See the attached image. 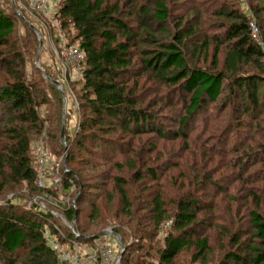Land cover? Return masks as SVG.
Here are the masks:
<instances>
[{"label":"trees","instance_id":"1","mask_svg":"<svg viewBox=\"0 0 264 264\" xmlns=\"http://www.w3.org/2000/svg\"><path fill=\"white\" fill-rule=\"evenodd\" d=\"M247 5L252 16L249 15L250 18L246 13L228 9L235 6L232 4L229 7L224 5V8L221 7L214 13L224 17L228 22L221 24L226 30L225 35L215 39L211 68L202 67L199 61L202 56L206 60L214 38L199 36L202 32L200 20L197 25L192 24V15L190 18L179 16L177 21L171 24V9L166 0H60L53 15V18L59 21L57 28L46 18L35 17L38 22L48 26L50 37L61 47L77 46L84 53L81 78L72 82L68 79L70 77L68 73L64 77L68 84H71L70 81L75 83L74 86L77 83L81 85L80 89L74 91L80 120L74 135L69 137L66 134L69 150L64 158L66 168L63 164L61 167L63 177L61 189L64 194L69 195L72 205L56 204L62 209L66 220L75 222V230L79 232L75 235L61 216L51 212L52 208L49 205L44 208L28 205L31 197L35 195L58 196L55 188L40 187L37 184V155L35 150L32 155L31 134L43 133L46 129L45 122L59 126L63 96L41 70L42 75H37L34 79L26 77L22 48L27 42L36 44L33 28L26 24V34L19 37L13 17L4 11L0 0V75H7L0 84V196L8 191L18 190L22 182L32 187L24 202L12 200L0 205L2 264L7 262L59 264V255L51 243H48L46 234L54 237L66 251L72 249L75 243L91 250L95 249L98 241L108 236L95 238L94 235L99 229L86 235L81 226L82 211L74 204L82 203L87 189H100L105 180H114L118 193L130 208L124 177L111 176L110 171L105 169L97 172L100 163L90 159L86 162L90 166L89 171L93 173L86 175L77 172L68 165L69 162H76V155L69 153L71 150H85L90 157L96 153L92 148L103 149L107 145L110 148L116 146L121 154L128 150L133 152L129 148L131 138L135 139L144 133H154L165 140L173 141L178 138L187 140L186 127L199 112L210 103L217 104L223 100L222 106L220 104L221 112L230 105L238 119L246 114L251 117L252 122L258 121V124L255 123L256 131L258 135H262V140L257 141L259 153L245 151L241 156L247 159L249 157L252 159L255 155L264 156V118L260 119L262 114L260 110L264 108V94L260 97L258 86L259 82H264V0H257L256 3L248 0ZM128 15L135 16L136 25H129L130 22L124 19V16ZM252 20L259 29L263 46H260L253 36ZM56 29L60 33L55 32ZM142 29L147 30L146 36ZM157 32L161 36H157ZM20 41L23 44L22 48ZM143 43L155 44V48H141ZM3 53H8L9 57L3 56ZM221 53L224 54L223 68L219 69L217 67L221 61L219 57ZM138 54L140 57L136 59ZM246 66H251V71H244L243 68ZM45 74L53 77L52 74L46 72ZM145 75L148 77L142 81ZM150 80L159 83L160 87L169 89L163 90L160 87L156 89L153 85H148ZM225 85L227 93L220 99ZM49 91L54 95L55 103L52 102ZM175 92L184 95L182 98L185 114L179 118L177 132L164 133L159 113L164 108L175 106ZM150 93L156 95L147 100ZM48 104L52 107L45 118L39 109ZM157 105L159 107L155 109ZM228 123L224 124L225 127ZM246 123L245 121L244 124L247 125ZM238 124L243 125L239 122ZM47 133L50 139L57 140L56 135ZM113 133H118V137L110 141L108 136ZM222 133L217 135L218 140ZM224 135L225 133L221 137ZM219 145L221 143H218ZM60 146L62 150L58 151L49 148L56 160L65 150L62 145ZM185 147L189 148V145L185 144ZM200 154L202 165L199 167V163L192 167L194 172L189 176L191 181L188 184H198L196 188L199 190L207 186L217 188L225 176H219L217 179L214 177L216 170L234 165L227 162L224 150L220 149L219 154L214 157L211 149L205 150L203 143L200 144ZM215 158H217L215 170L207 171V163H211ZM237 159L238 157L233 161L236 162ZM127 164L132 169L136 161L130 160ZM113 165L121 167L119 163ZM146 166L144 163L141 168L155 179L156 172L153 167ZM263 171L264 169L261 172ZM135 173L138 180L144 178L142 171L137 170ZM203 184L206 185L205 188L202 187ZM246 192L243 199H251L260 208L264 203L261 194L252 188H247ZM76 194L77 201L73 203ZM234 199L238 200L237 197ZM205 209L207 213H212L214 206L205 205L197 196L190 194H183V197L177 200L173 212L165 207L160 193L153 198L149 210L153 215L151 222L153 228L159 233L160 228L167 222L169 228L166 231L163 248L156 251L158 264H175L180 253L187 249L194 248L192 256L194 263L210 253L209 237L197 236V229L205 225L203 219H199ZM148 215L139 217L135 215V230H132L135 239L126 243L128 247L122 264H128L127 252L131 245L141 238L136 233H144ZM249 215L248 228L238 227L235 232L223 228L224 235L229 236L230 247L225 250L217 264H264V216L256 209L249 210ZM239 216L240 210H237L231 222L236 224ZM92 219L97 220V217L92 216ZM238 221L240 223L241 219ZM97 226L100 227L98 224ZM246 235L249 237L244 238ZM110 237L113 240V236ZM122 237L124 238V235ZM117 245L116 243V248ZM137 246L138 250H142L145 245ZM151 249V246L147 247L145 255H152ZM22 250L25 254L18 262L16 256Z\"/></svg>","mask_w":264,"mask_h":264},{"label":"rangeland","instance_id":"2","mask_svg":"<svg viewBox=\"0 0 264 264\" xmlns=\"http://www.w3.org/2000/svg\"><path fill=\"white\" fill-rule=\"evenodd\" d=\"M166 1L168 2V5L171 9V24L176 22L179 16L190 18L192 15V24L197 25L196 23L200 20V29H202V32L199 34V36L203 38L206 35L214 38L213 42L210 44L211 50L209 51L206 60L204 59V56H202L201 60L199 61V64L206 68L212 67V53L214 51V46L216 45L215 39L218 37L222 38L226 33L225 28L222 27L221 24H226L228 22L224 17L217 16L214 13L217 10H220L221 7L224 8V5L229 7L232 4L235 6H230L228 9L238 10L241 13H246L248 16H251L247 5L248 0ZM252 1L254 3L257 2V0ZM1 2L3 4L4 11L13 17L19 37H22L24 34H26V24H32L39 30V33L43 38V47L41 52L39 50L40 41L34 29L33 31L36 38V44H34V42H27L25 47L22 48L23 44L20 41V46L24 54V73L26 77L28 79H34L37 77V75H42L37 65L39 57V65L41 69L46 73L52 74L55 79H58L63 83V89L66 93L65 114L63 97V109L61 112V122H59V126L53 125L50 122H45V127L47 130L45 129L40 135L34 133L31 134V149L33 155V151L36 145L39 143H42L45 147L56 151L62 150L60 146L62 145L65 150H63L64 152L60 154L58 161L60 160L63 166L66 168V160H64V158L66 152L69 150V146L67 145V139L66 145L63 144L61 140V131L62 127L64 126L65 136L67 134V136L69 135V137H72L77 127V123L80 120L77 99H75L74 91L80 89L81 85H78L77 83V85L74 86L75 83L72 82H76L81 78L82 69L81 67L78 70L73 69L70 65H68V63L65 62L61 54V45H59L57 41L50 37V33L48 32L47 28L48 26L42 22H38V18H35L37 16L30 12L29 8L27 7L26 0H15V2H13V0H1ZM49 3V13L51 16L48 18L52 19V15L58 9L59 0H49ZM124 19L130 22L129 25L137 24L134 15L124 16ZM47 21L50 20L47 19ZM252 22L255 23L254 20H252ZM55 28H57V26H55ZM143 29L142 31L146 36L147 30ZM55 32L60 33L57 29ZM156 34L157 36H161V34L158 32ZM66 38L67 41L70 42L67 36ZM145 47L152 49L155 48V44L143 43L141 48ZM3 56L9 57L8 53H3ZM138 57H140L139 54L136 56V59H138ZM219 57L221 61L217 68L221 69L223 68L222 62L224 54L221 53ZM191 61L194 62V60ZM243 69L244 71H251V66H246ZM67 73L70 76L68 79L72 81H69L71 84H68V81L64 78L66 77L65 75H67ZM4 76L7 75H0V84H2ZM147 77V75L142 77V81H144V79ZM148 85H153V87L156 89H159L160 87L159 83H156L153 80H150ZM258 86L259 95L262 97L264 94V82H259ZM224 87L225 89L220 96V99H222L227 93L226 85ZM160 89L168 90L169 88L162 86ZM49 93L53 100L54 95L50 91ZM155 95V93H150L147 100L150 99V97H154ZM182 95L183 93L175 92V106L164 108L162 112L159 113V119L160 123L164 127V133L167 131H171V133L177 132L179 129V118L185 114V110L183 108L184 95L183 98ZM222 101L223 100L219 101L217 104L210 103L199 112L190 125L186 127V132L188 133L187 140L178 138L173 139V141L166 139V141L154 133H144L139 137H135V139L131 138L129 148H131L133 152L128 150V152L121 154L119 152V148L116 146L110 148L108 145L103 147V149L92 148V150H95L96 153L91 157L85 150L74 149L71 150V152L69 151V153L76 155V162H69L68 165L77 172H83V174L86 175H89L90 173L91 175L93 172L89 171L90 166H88V163L86 162L87 159H90L91 161L94 160L100 163L101 166L97 172L100 173L105 169L110 171L111 176L118 175L124 177L126 181L125 187L131 205L129 208L122 200L121 195L118 193L117 188L115 187L113 179L103 181V185H101L100 189H87L85 200H82V203L80 204H74L75 207L82 211L83 219L81 226L82 229H84V233L89 235L90 232H95L97 229H99V231H96L97 234L103 230L111 229L121 236V239L125 244L130 243V240L134 241L135 239L132 233V230H135V215L136 217H139L140 215L146 216L150 214L146 218L147 226L144 233H136L141 236L140 240L134 242L131 245L130 250L127 252L129 256L128 264H158L156 251L163 248L166 231L169 228L165 225L166 223H164L162 228H160L159 233L158 230L153 228L151 223L153 215L149 211L151 201L160 193L161 201L164 202L165 207L168 210H172L173 212V210L176 208L177 200L179 201L183 197V194H190L197 196L201 203L203 202L205 205L210 204L214 206V211L212 213H207L205 209V211L200 214L199 219H203V223H205V225L197 229V236L206 235L209 237L210 253H208L207 256L202 257L201 260L194 263L192 260L194 248L187 249L180 253L175 264H217L218 260H220L225 253V250H228L230 247L229 236L226 234L224 235L222 231L223 228L232 229L233 232H235L238 227L248 228L250 221L249 210L252 209L259 210V212L264 216V203L259 208L257 203H254L251 199H243L245 194H247L246 189L252 188L257 190L258 193L261 194V198L264 200V171L261 172L264 169V156L256 157L255 155V157L252 159L250 157L247 159L246 157L241 156L242 154L244 155L245 151L250 153L255 151L259 153L257 141L262 140V135H258L256 131L257 127L255 125L258 124V121L252 122L251 117L246 114L241 115L242 118L238 119L237 115H235L234 111H232L230 105L227 106L223 112H221L220 104ZM52 102L55 103V100ZM51 107L52 106L50 104L43 105L39 109V112L41 115H43V117L46 118ZM158 107L159 105L155 106V109ZM260 111L262 112L260 119H263L264 108ZM245 121L247 122V125L244 124ZM238 122L243 123V125L239 126ZM226 123L228 124L225 127L224 124ZM250 123L252 124L250 125ZM230 124L232 125L230 126ZM52 128L55 129L53 130ZM47 132H51V134L56 135L57 140L55 141L50 139V137H48L49 135H47ZM221 132L225 133V135L224 137H221L223 135L222 133L218 140L217 135H219ZM116 136L118 137V133L110 134L108 137L110 138V141H112V139H116ZM201 143L205 144V150L211 149V153H213L214 157L219 154L220 149L224 150V156L226 157L227 162L231 165L233 163L234 165H232L233 167L230 168L216 170L214 177H217L218 179L219 176H225V178H223L222 181L218 183V189L209 188L203 184L202 187L206 188L199 190L196 188L199 186L198 184H188L189 181H191L189 176H191L194 172L192 171V167L199 163V167L202 165L200 162ZM218 143H221V145L218 146ZM185 144H188L189 148H186ZM235 149L238 150L235 151ZM193 151L196 152L194 153ZM137 152L140 153V155ZM204 152L203 154H205ZM99 156L104 158L98 159L97 157ZM237 157V161H233L236 160ZM130 160L136 161V164L132 169L127 164ZM216 161L217 158H215L211 163H207V171L213 172L215 170ZM114 163H119L121 167H115L113 165ZM144 163L147 165L146 167H153L156 172L155 179H153L152 176H150L147 172L143 171L141 167H143ZM217 168L218 167H216V169ZM137 170L142 171L144 174V178L142 180H138V177H136L135 172ZM182 183H184V185H182ZM31 188L32 187L29 184L22 182L19 185L18 190L8 191L6 194L0 196V205L9 203L12 200H15V202H24L25 198H27V193L32 191ZM33 197L37 198V202H42L45 206L49 205L52 208L51 210L57 212L59 215H63V212L62 209L56 205V203L63 206L68 204V206H70V204L72 205L71 199L68 201L67 199L61 200L62 195L60 193H58V196L56 195L55 198H50L46 195H35ZM77 197L78 194L75 195L73 203L77 201ZM234 197H237L238 200H235ZM66 198H68V196ZM237 210H240V216L237 219L236 224H234L233 221L231 222V218L236 215ZM92 216H96L97 220H93ZM239 219H241L240 223L238 221ZM68 222L69 224H73L74 227L75 222ZM97 224L100 225V227H98ZM75 231L77 232V230ZM144 234H146L145 237ZM123 235L124 238L122 237ZM139 235L138 237H140ZM109 237L110 236L106 237L105 239L103 238V241H110L109 239L111 237ZM243 237L247 238L249 235ZM112 239L113 244L117 243L114 237ZM47 240L48 243H51V246L54 248L53 242L56 241L55 238L47 234ZM137 244L145 245L144 249L138 250ZM149 246L152 247V255H145L147 253V247ZM60 248L63 249L61 255H63L64 252L70 253L73 249L72 248L69 251H66L62 245H60ZM116 251L117 254L115 253L116 256L113 257L114 261L120 254L119 245H117ZM24 254V250H22V252L17 255L18 257L16 256L18 262L22 259ZM122 259L119 264H122ZM0 264L2 263L0 262ZM5 264L9 263L7 262Z\"/></svg>","mask_w":264,"mask_h":264},{"label":"built area","instance_id":"3","mask_svg":"<svg viewBox=\"0 0 264 264\" xmlns=\"http://www.w3.org/2000/svg\"><path fill=\"white\" fill-rule=\"evenodd\" d=\"M26 2L30 12L35 14L37 16L36 18L41 17V19H49L51 22H48L52 23L54 26H59V21L54 18H48L51 16V14L49 13V0H26ZM251 27L253 36L257 39V43L260 46H263V41L261 40L258 33V27L255 25V23H252ZM61 54L65 62L68 63V65H70L73 69L78 70L81 67L84 53L79 47L64 45L61 49ZM34 150L37 155V184L40 187H53L57 190V194L60 193L62 195L61 200H70L69 195L64 194L61 189L63 182L61 173L62 162L60 160H56L53 157L50 149L48 147H45L42 143L37 144ZM46 196L50 198L56 197V195L52 196L48 194H46ZM67 196L68 198H66ZM32 198L29 201V206L37 205L39 208H44L45 205L42 202H37V198L35 197ZM51 212L54 215L61 216L66 225L71 229V231L75 235H78V233L75 231V228L70 226L69 222L63 215H59L57 212H54L52 210ZM165 225L168 226V222ZM109 240L110 241L99 240L97 243V247L93 250L75 243L72 251L70 253L64 252L63 255H61L63 249L60 248V244L57 241L53 242V246L54 249L58 251L57 253L59 255V264H112L114 261L113 257L116 256V243L114 242L115 244H113V240Z\"/></svg>","mask_w":264,"mask_h":264},{"label":"water","instance_id":"4","mask_svg":"<svg viewBox=\"0 0 264 264\" xmlns=\"http://www.w3.org/2000/svg\"><path fill=\"white\" fill-rule=\"evenodd\" d=\"M13 2H15V0H13ZM31 27L34 29V31L36 32L38 38H39V50L41 52V49L43 47V38L41 37L40 33H39V30L32 24H30ZM37 65H38V68L41 70V72L43 73V75H45V77L50 80L52 83H54L58 89L61 90L62 94H63V97H64V114H65V110H66V93L63 89V83L61 81H59L58 79H55L53 77H50L48 76L47 74H45V72L41 69L40 65H39V57H38V61H37ZM61 140L63 142L64 145H66V136H65V127L63 126L62 127V131H61ZM74 223V221H73ZM71 227H73V224H70ZM105 236H113L115 238V240L117 241V244L120 246V254L116 257L115 261L113 264H119L127 247H128V244H125L123 242V240L121 239V236L111 230V229H106V230H103L97 234L94 235L95 238H101V237H105Z\"/></svg>","mask_w":264,"mask_h":264}]
</instances>
